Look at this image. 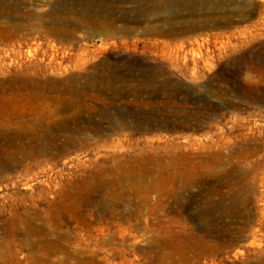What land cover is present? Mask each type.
Wrapping results in <instances>:
<instances>
[{"label": "rangeland", "instance_id": "374dc122", "mask_svg": "<svg viewBox=\"0 0 264 264\" xmlns=\"http://www.w3.org/2000/svg\"><path fill=\"white\" fill-rule=\"evenodd\" d=\"M264 264V0H0V262Z\"/></svg>", "mask_w": 264, "mask_h": 264}, {"label": "bare ground", "instance_id": "6f19581e", "mask_svg": "<svg viewBox=\"0 0 264 264\" xmlns=\"http://www.w3.org/2000/svg\"><path fill=\"white\" fill-rule=\"evenodd\" d=\"M0 264H41V263H32V262H15V263H10V262H0ZM47 264V263H44ZM55 264H65V263H55ZM69 264H84V263H80L79 261H73L70 262Z\"/></svg>", "mask_w": 264, "mask_h": 264}]
</instances>
